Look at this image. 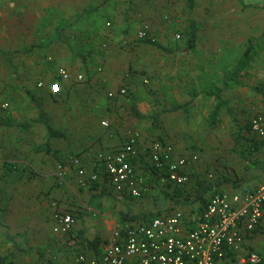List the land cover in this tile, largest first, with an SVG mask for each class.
Here are the masks:
<instances>
[{"label": "crops", "instance_id": "obj_1", "mask_svg": "<svg viewBox=\"0 0 264 264\" xmlns=\"http://www.w3.org/2000/svg\"><path fill=\"white\" fill-rule=\"evenodd\" d=\"M145 3L148 5L143 7V10H146L141 14L156 18L153 21L163 24L165 17L162 15L167 10L166 4L152 0ZM203 3L207 4L206 14L202 12ZM181 14L185 20L183 39L186 38L185 32L190 22L194 21L197 25L196 41L191 49L187 48L185 42V46L175 50L164 47L163 51L175 55L176 58L162 57L156 67L160 68L161 77L166 80L163 92L171 105L168 111L160 113V116L167 115L170 118L173 113L186 112L184 110L187 108L196 110L193 104L197 102V97L201 99L205 96L209 105L198 107L197 112L205 114L206 120L209 119V126H205V137L201 134L196 136L195 143L199 144L203 152H213L211 157H214L215 166L221 170L229 162L226 150L233 147L226 146L221 140L224 132L217 127L218 122H228L231 112L242 113L246 110L247 113L253 114L264 104L262 98L259 101V97L254 96L257 93L250 95V88L258 86L264 79L260 73L264 72V52L260 51L258 46L264 42V0H195L192 10H189L184 2ZM146 23L150 26L149 39L152 42H155L154 35L164 38L157 30L156 22ZM205 40L208 41L207 44ZM141 43L135 48L142 53L138 55V65L135 64V67H145L148 72V64L153 66L157 61H154L152 55H148V45L151 44ZM244 54L247 55L241 68L243 78L239 74L241 72L235 71ZM117 60L118 54L113 60L109 57V61H106L107 67L102 73L91 77L86 84L78 85L77 89H84L77 90L80 94L75 98L81 103L77 109L72 107L70 110H63L57 107L63 98L70 97L71 93L67 90L73 85L74 77L77 74L85 76L84 73L74 72L58 64L56 74L58 68H63L70 73L71 80L61 82L57 78L39 83L42 84L38 89L39 93H35L42 100L51 125L66 135L65 141L68 139L73 144L57 146L54 140L64 139H53L50 141V153L36 152L37 147L45 145L47 134L41 125L33 124L35 128L32 129L40 133L43 142L36 141L34 136L32 142L26 144L24 137L18 138L16 143H13L15 155L0 160V197L6 203V208H10L5 218L6 229H10L9 242L0 247V256L5 258L0 264H73L78 255L99 256L109 247L115 229L135 227L144 222L146 217L148 219V216L162 217L175 211L174 208L168 209L170 206L166 198L171 197L174 189L181 192L183 187L173 184L168 186L151 170L154 168L149 161L151 144L148 145V119L155 120L156 116L148 117V94L140 90L134 91V84L127 86L132 93H128V97L127 93L124 96L118 94L121 89H128L124 83H132L133 74L131 77L130 74L127 76L123 69L120 72L116 70L112 64H117ZM86 73L91 75L90 68L86 69ZM188 85L192 87L190 91L187 87L184 88ZM104 86L105 88L101 89ZM172 87H176V90H171ZM195 88L197 91H194ZM108 91L115 96L107 97ZM218 103H221V107L217 123L210 124L211 113ZM184 104L186 108L173 110L174 107ZM133 108L144 115V119L134 117ZM37 117L38 112L35 109L30 121L36 120ZM99 117H104V120L108 118V128L100 126ZM250 119H247L246 126ZM173 126L171 129L175 128ZM130 129L140 133L138 154L132 162L143 179V194L139 199L116 193L106 180L104 163L101 161L102 156L113 154L122 147L125 133ZM179 129L180 126L175 128L176 132L166 131L168 136L166 140L161 141L174 146L176 157H185L189 150L185 149L186 145L181 144ZM248 143L249 141L239 143L242 148L238 154L246 157V161L251 159L252 167H258L253 174L256 178L253 181H242L239 187L235 183L223 182L214 190H210L205 197H210L214 191L232 194L238 190H255L264 184V148L258 142H255L256 145L251 143L249 148ZM53 151L59 152L58 159L52 155ZM3 152L6 155L8 153L6 149ZM74 158L80 160L85 171L82 177H79L77 169L71 166ZM189 165L184 170L188 176ZM91 175H96L98 179L90 182ZM193 189L190 194L195 195V187ZM180 202H183L182 197ZM192 206V213L187 215L189 218L199 211L198 204ZM58 212L71 214L76 220L73 229L66 235H57L52 231L54 216ZM245 249L260 254L264 264V235L246 240Z\"/></svg>", "mask_w": 264, "mask_h": 264}, {"label": "rangeland", "instance_id": "obj_2", "mask_svg": "<svg viewBox=\"0 0 264 264\" xmlns=\"http://www.w3.org/2000/svg\"><path fill=\"white\" fill-rule=\"evenodd\" d=\"M147 1L0 0V119L18 124L31 122L30 118L35 109L29 102L25 90L39 93V83L56 80V65L58 64L74 72L80 71L85 76L82 82L73 83V85L69 86L67 91H70V97L63 98L57 109L70 110L72 107L79 108L81 103L75 96L80 94L77 90L84 88L77 89L78 85L86 84L91 77L102 73L107 67L106 61H109V57L113 60L118 54V63L112 65L119 72L123 69L127 76L130 74L132 77L133 74L132 83L124 81V86L127 87L130 84H134V91L140 90L148 94V117L156 116L155 120L148 119V145L154 140H166V136H168L166 131L176 132L175 128L180 126L178 132L181 135V144L183 146L186 145L185 149L190 151H187L184 156L197 157V160L189 165V176L192 182H190V185L183 186L181 192L184 194L193 192V188L196 186L193 181L198 183L208 182L210 184L231 182L238 187L242 185V181H253L256 178L253 174L258 167L251 166V159L246 161V157L239 156L238 153L242 148V143L238 144V146L235 145V139L239 134L243 138L248 139L250 137L246 126L247 119H250L254 114L264 113V104L262 108H259L253 114L247 113L246 110L242 113L231 112L228 122H222V120L218 122L217 127L220 128L222 133L224 132L221 140L224 141L226 146L231 145L233 147L226 150V156L229 158L227 166H223L219 170L215 166L214 157H211L213 152H203L199 144L195 143L197 141L196 136L201 134L203 137L207 129L205 126H209V119L206 120L205 114L197 112L199 111L198 107L209 105L208 99L205 101V96L201 99L195 96L197 97V102H201L193 104L197 108L196 110L187 108L184 110L186 112L173 113L170 118L167 115L160 116V113L168 111L171 105H169L170 103L168 104L166 93L163 92L166 80L161 77L160 68L156 67L161 62L162 57L176 58L175 55L148 45L150 46L148 47V55H152L157 63L153 66L148 64V72L145 67H135V64L138 65L137 58L141 53V51L135 49L140 46L137 44L141 43L138 41L136 34L144 24H148L146 22L151 23L152 21V24L156 22L157 30L164 36V38H161L154 35L155 42L160 43L169 50L185 46V39L182 37L185 29V20L184 15L181 13L184 2L186 6V0H152L166 4L167 10L162 15V17H165L163 24L153 21L156 18L141 14L146 10V8L143 10V7L148 5L145 3ZM206 5L203 3L202 6V12L205 14L207 12ZM205 42L206 44L208 43L207 40ZM263 43L258 44L262 52H264ZM142 45H146V43ZM88 68H90L91 75L85 74ZM260 73L264 76V72ZM49 74L51 75L50 77ZM239 74L243 77L242 72ZM145 79L148 82L147 86L144 83ZM263 85L264 79L259 82L258 86ZM121 86L119 87L121 88ZM186 87L189 91L192 88L189 85L184 88ZM104 88L105 86L101 87V89ZM199 89L202 90L201 88ZM250 89V95H254L255 92L252 91V88ZM129 90L131 91V89H127L126 97L132 94ZM171 90H176V87H172ZM194 91H197V89ZM203 92L200 91V93ZM108 94L109 91L107 92V97ZM254 96L259 97V101L261 100L259 95L255 94ZM5 104L7 106L3 107ZM91 112L89 113L91 114ZM245 112L247 113L246 117ZM232 116L234 119H232ZM103 118L99 117L98 119L100 120V126L105 128L102 123H109V121L108 118L105 120ZM76 121L78 122L79 120L76 119ZM144 124L147 125V123ZM172 125L175 128L171 129ZM28 127L30 128L0 127V160L15 155L13 152L16 149H14L13 143H16L18 138L24 137L26 144H29L35 136L36 141L43 142V137L40 133L32 129L35 126L32 124ZM68 136L70 137V135ZM176 136L178 137L177 134ZM206 137L208 136L206 135ZM73 139L75 138L73 137ZM5 142H8V144ZM54 144L59 146L60 144L71 145L73 143L68 139L66 141L64 139V141L54 140ZM5 149L8 151L7 155L3 152ZM255 163L257 164L258 162L255 161ZM29 174H31L30 171ZM169 189L170 187H168ZM210 197H206V200ZM166 201H168L170 206L168 209L181 210L186 216L191 214L193 206L188 200H183V202L177 204L171 197H168ZM5 205L3 198L0 197V247L9 242L8 232L10 229H6L5 218L10 208H6ZM54 206L56 207V205ZM255 236L263 235L256 234Z\"/></svg>", "mask_w": 264, "mask_h": 264}, {"label": "built area", "instance_id": "obj_3", "mask_svg": "<svg viewBox=\"0 0 264 264\" xmlns=\"http://www.w3.org/2000/svg\"><path fill=\"white\" fill-rule=\"evenodd\" d=\"M149 33L150 26L144 24L136 37L138 40L149 39ZM57 75L61 82L71 80L70 73L63 68H58ZM74 80L82 82L84 76L77 74ZM144 83L147 84V80ZM126 93L125 88L118 92L121 96ZM108 96L113 98L115 95L110 93ZM102 125L109 127L107 122ZM249 131L264 148V113L252 116ZM139 142L140 133L127 130L122 147L101 157L104 175L111 188L134 199L143 194V179L132 163L137 157ZM149 148V161L161 174L162 181L176 187L190 184L191 179L184 170L197 160L196 156L176 157L174 146L161 140L153 141ZM71 166L77 169L79 177L85 175L79 159L74 158ZM97 179L96 175L89 177L90 182ZM75 223L73 215L58 212L52 231L66 235ZM258 233L264 235V184L255 190L214 194L191 218L177 209L135 227L117 228L111 235L109 247L99 256L78 255L73 264H260V254L245 249L246 240Z\"/></svg>", "mask_w": 264, "mask_h": 264}, {"label": "trees", "instance_id": "obj_4", "mask_svg": "<svg viewBox=\"0 0 264 264\" xmlns=\"http://www.w3.org/2000/svg\"><path fill=\"white\" fill-rule=\"evenodd\" d=\"M187 2V7L189 8V10H192V8L194 7V4H195V0H186ZM187 31L185 32V43H186V46L187 48H193L194 45H195V41H196V32H197V25L194 21H191L188 28L186 29ZM139 42H142V43H146V44H151L153 46H155L156 48L158 49H161V50H165L164 46L161 45L160 43H157V42H152L150 39H144V40H138ZM247 54H244L243 57H242V60L241 62L238 64V67L235 71V73H239L241 72V68L244 66V60H245V56ZM57 78H59L57 76ZM74 83H80V82H76L74 80ZM255 93H257L258 95L261 96V98L264 100V85L263 86H256L252 89ZM25 94L27 96V98L29 99V102H31V104L35 107V109L37 110L38 112V117L36 120L34 121H31L29 123H22V124H18V123H14V122H11L9 120H3V119H0V127H7V128H12V127H28L32 124H39L41 125L45 131H46V134H47V140H46V143L44 146L42 147H37L36 149V152H45V153H50V150H51V146H50V141L53 140V139H65L66 138V135L60 131V130H57L55 128H53V126L51 125L50 123V119H49V116L43 106V102L42 100L36 95V93L32 90H25ZM221 107V103H218L216 105V107L214 108V110L212 111L211 113V117H210V124H213L217 121V117H218V113H219V109ZM181 108H186V105H180V106H176L173 108V110H177V109H181ZM132 113H133V116L138 118V119H144V115H142L141 113H139L135 108H133L132 110ZM249 122L247 123V129L249 131ZM249 134L251 135L250 131H249ZM252 137V138H251ZM249 141L248 145L249 148L250 146L252 145H256L255 142H257L253 136L251 135L248 139L247 138H243L241 136V134H239L236 139H235V144L238 145L240 142L242 141ZM252 143V145H250ZM259 143V142H258ZM260 144V143H259ZM262 145V144H260ZM52 155L58 159L59 157V152L57 151H53L52 152ZM242 155V154H240ZM133 162V161H132ZM154 168V167H153ZM10 170V168H7ZM13 171L15 169H12ZM153 170V173L156 175L157 174V177H159V179H161V174L154 168V169H151ZM168 186L171 185V183H168ZM220 183H216V184H210L208 182H199L196 184L195 186V195H192V194H184L182 192H180V190H177V189H174L172 195H171V199L176 202L177 204H179L180 202V198L182 197L183 200H188L189 203L191 204H198V210L200 211L202 209V207L206 204V202L208 200H206V197L205 195L210 191V190H214L216 186H218ZM245 190V189H244ZM216 193H218V191H214ZM213 196V195H212ZM192 213V211H191ZM150 216H148V219L146 217V220L145 221H148L150 220L151 218H149ZM5 261V258L0 256V263L4 262ZM262 264V262L260 263Z\"/></svg>", "mask_w": 264, "mask_h": 264}]
</instances>
